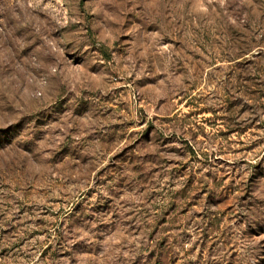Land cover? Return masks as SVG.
I'll return each mask as SVG.
<instances>
[{
    "label": "clouds",
    "instance_id": "obj_1",
    "mask_svg": "<svg viewBox=\"0 0 264 264\" xmlns=\"http://www.w3.org/2000/svg\"><path fill=\"white\" fill-rule=\"evenodd\" d=\"M180 98L231 122H209L200 139L206 125ZM257 124L264 0H0V264H45L57 240L62 264H137L165 219L161 264H264V134L227 179L173 171L191 159L180 141L203 154L225 128ZM40 188L64 203L34 237ZM193 197L199 212L171 204Z\"/></svg>",
    "mask_w": 264,
    "mask_h": 264
},
{
    "label": "rangeland",
    "instance_id": "obj_2",
    "mask_svg": "<svg viewBox=\"0 0 264 264\" xmlns=\"http://www.w3.org/2000/svg\"><path fill=\"white\" fill-rule=\"evenodd\" d=\"M246 62L247 61L244 60L239 61L237 67H239V65L245 64ZM70 75L74 79L79 78L77 72L75 71L71 72ZM137 83H139V81H137ZM181 97H183L182 93ZM193 99H195V97H193ZM193 99L180 98L177 99L176 102L181 106V110L183 111L184 116L189 118H191L192 116H196L199 119L201 125H206L205 135L200 139H207L206 133L212 127L211 123L209 122L215 121L216 119H228L229 122H231V117L218 115L216 111L206 110L202 105H200L198 109L197 104H199V101L194 104ZM226 107L228 110H232L234 107L238 108V105L236 104V102H229L227 103ZM239 111L243 113L244 110L242 108H239ZM240 123H242V121ZM152 127L154 126L149 125L148 128H145L144 134L146 135L149 129ZM251 127L252 126L249 125L248 127L243 129L238 126H234L233 128H225L222 132L219 133V136L222 140L226 141V143L217 144L214 151L204 152L203 154H199L196 147L192 144H189L187 139L180 141V144L186 146L184 152L190 155L191 159L188 161V163H184L181 167L173 169V171L177 173H184L185 175H187L188 180L193 184H195L197 180L200 179L201 172H203V177H206L209 180H212L213 176H216L217 178L223 177L224 179H227V177L224 176V173L226 171H234L233 166L240 161V154L248 151V149L253 145L260 143V140L257 138L264 134V125L257 124L254 128H252V131L249 132L248 128ZM229 137H231L230 140ZM169 139L172 138H165L166 141ZM249 140L251 141L250 143ZM168 151L180 156L182 149L179 146H173L170 147ZM116 155H119V153H117ZM115 158L116 156H113V159ZM167 163L180 165L182 161L170 160ZM189 164L192 165L191 174L188 173ZM44 191L45 190L43 188H40L34 194L36 200L38 201V206H28L30 209H35L36 214L40 217L35 220V224L38 227L32 233V236L34 237L44 236V234L48 231L47 224L49 223V220H55V218L58 216V213L60 211H63L62 204L64 203V201L61 199V197L56 196L45 198V196L43 195ZM194 199L195 197H193L192 201L188 202L186 207L179 201L175 200H173L171 204L181 211V215L188 213L193 209L199 212V209H196ZM81 203L82 202L75 204L74 210L80 208ZM84 207L87 208V205H84ZM41 209H45V211H41ZM21 211H23V209ZM29 214L31 215L32 213L30 212ZM2 219L3 214L0 213V220ZM60 223L61 226H63V219H61ZM8 231H10V229L0 230V232L4 233H7ZM157 231L161 232V236L157 241L156 246L153 247L150 251L146 250L141 257H138L137 264H139V261L141 259H144V264H161V257L165 255V251H170V249H165V245L168 241V236L164 234L168 231L166 219L164 221L163 228H161L160 222H157L156 227L153 229V235ZM57 235L59 236V231H57ZM210 246L211 243L209 242V247ZM4 251H7V249H5ZM200 251H203V246L201 247ZM68 253L69 249L63 247L61 245V241L57 240L55 244L49 243L42 248L40 252V259L45 261V264H62V261L67 258ZM195 259V257H190L187 261H184L183 257H180L179 254H176V257H169V262L170 264H182V262L183 264H195Z\"/></svg>",
    "mask_w": 264,
    "mask_h": 264
}]
</instances>
